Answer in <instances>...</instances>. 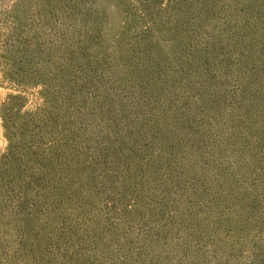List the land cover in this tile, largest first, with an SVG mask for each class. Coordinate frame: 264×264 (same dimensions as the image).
<instances>
[{"label":"rangeland","instance_id":"1","mask_svg":"<svg viewBox=\"0 0 264 264\" xmlns=\"http://www.w3.org/2000/svg\"><path fill=\"white\" fill-rule=\"evenodd\" d=\"M0 264H264V0H0Z\"/></svg>","mask_w":264,"mask_h":264}]
</instances>
